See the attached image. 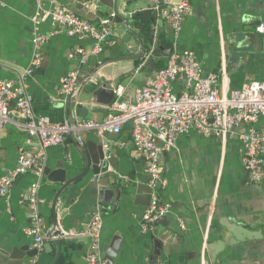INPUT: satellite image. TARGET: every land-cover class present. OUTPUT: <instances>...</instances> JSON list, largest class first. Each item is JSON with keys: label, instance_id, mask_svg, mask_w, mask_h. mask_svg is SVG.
Wrapping results in <instances>:
<instances>
[{"label": "crops", "instance_id": "0c3cea01", "mask_svg": "<svg viewBox=\"0 0 264 264\" xmlns=\"http://www.w3.org/2000/svg\"><path fill=\"white\" fill-rule=\"evenodd\" d=\"M188 1L190 9L175 35L162 17L148 20L151 29L154 25L158 29V49L149 54L151 36L145 33L142 19L148 16L145 10L154 19L150 7L161 0H0V80L19 83L33 58L34 36L47 34L41 64L26 74V82L35 112L53 122L71 118L100 121L115 99L114 94L110 103H104L109 94H93L102 84H109L113 92L121 86V100L133 102L136 89L165 65L174 44L194 53L203 75L217 74L220 91L227 93L250 80L264 82V34L256 31V25L264 22V0ZM41 8H68L96 25L104 17L112 20L103 51L90 54L80 66L81 88L72 109L70 97L64 101L59 92V82L78 65L79 56L70 59L68 54L77 47L90 50L93 40L69 36L50 19L34 23L32 18ZM142 48L143 55L137 57ZM80 134L86 141L103 145L106 159L99 174L89 170L61 193L53 207L62 186L52 179L53 172L63 167L67 180L84 170L86 158L72 133L61 144L47 148L42 174L32 168L17 177L8 198L0 195V259L12 247L27 246L31 252L38 251L34 261L48 264L56 250L50 239L54 213L61 231L85 230L100 205L97 252L106 264H264V180L259 184L249 181L241 160L243 148L235 136L221 139L191 131L178 135L174 145L162 152L166 184L159 196L170 207L154 229L147 231L141 227L148 204L146 192L137 198L129 195L135 192L132 183L148 186L144 162L134 156L130 125L102 137L93 131ZM26 137L13 122L0 130V176L17 164L20 148L31 153L39 150L27 144ZM36 182L35 210L44 236L40 248L27 233L33 224L32 209L21 200ZM155 239L161 244L156 258L152 256ZM90 245L89 236L63 238L57 264H76L73 257L78 264H88Z\"/></svg>", "mask_w": 264, "mask_h": 264}, {"label": "built area", "instance_id": "2783aa9c", "mask_svg": "<svg viewBox=\"0 0 264 264\" xmlns=\"http://www.w3.org/2000/svg\"><path fill=\"white\" fill-rule=\"evenodd\" d=\"M41 5H39V8ZM154 19L162 17L173 35L181 29L184 16L190 9L188 0H161L152 7ZM50 19L64 27L69 36L79 39L88 37L93 40L90 50L75 48L68 58L79 56L76 68L66 73L59 82V92L67 101L79 88L81 64L90 54L103 51L110 36L112 20L104 17L99 25L79 17L68 8L53 10L39 9L33 16L34 23ZM155 22V21H154ZM256 31L264 34V22L256 25ZM151 42L148 53L153 54L158 48V29L152 26ZM48 41L47 34H36L33 38L35 51L30 67L21 76L19 83L0 80V130L5 124L13 122L26 133L27 144L39 148L36 153L19 149L17 164L0 176V195L8 198L9 188L17 177L32 168L42 174L44 151L61 144L73 129L93 131L98 136L118 134L126 123L130 125V137L134 156L144 162V173L148 186L152 190L151 200L142 214L141 227L152 231L169 211V203L162 202L159 190L166 184L162 174L160 155L172 147L180 134L195 131L205 137L225 139L235 136L243 148L242 164L251 183L259 184L264 180V82L250 80L240 88L227 93L216 88L217 74L203 75L201 62L189 50L179 49L175 44L168 52L164 66L156 69L144 84L135 92V100H121L123 89H114L115 99L109 106L110 112L100 121L69 120L53 122L48 116L35 112L32 95L28 91L26 74L39 67L42 60V48ZM106 159V157H105ZM104 159V160H105ZM38 183H31L23 194L22 201L32 209L33 224L27 233L34 237V246L40 248L44 242L40 219L35 210L38 203ZM102 207L96 206L85 230L69 229L62 231V236H89L91 239L88 264H106L97 252V241L101 230ZM159 264V263H158Z\"/></svg>", "mask_w": 264, "mask_h": 264}, {"label": "water", "instance_id": "95a60500", "mask_svg": "<svg viewBox=\"0 0 264 264\" xmlns=\"http://www.w3.org/2000/svg\"><path fill=\"white\" fill-rule=\"evenodd\" d=\"M174 1H179V0H174ZM145 15H150V11L149 10H145ZM119 17H121L119 15ZM122 18V17H121ZM126 24L128 25V21L125 20ZM132 31V30H131ZM132 33L134 34V31H132ZM145 51V48L141 49V52L139 53V55L137 57H141L143 55ZM81 85L79 86L78 90L70 97V107L72 109V107L74 106L75 100H76V96L78 94V92L80 91ZM109 94V98L103 100L104 103H110L113 99L114 96V92L112 87L109 84H102L99 87H97L94 91L93 94L96 96H101V94ZM69 122L71 124H74V119L71 118L69 120ZM71 133L74 135V137L76 138V140L79 142L84 154H85V158H86V166L84 168V170L65 180L66 177V172L64 170L63 167L57 168L53 174H52V179L54 181H59L62 182V186L57 190L55 197L53 199V207L56 206L57 200L59 198V196L61 195V193L67 188L69 187L72 183H74L75 181L83 178L88 172L89 170H92L95 174H99L100 170H101V162L103 163L105 160V151L103 148V145L101 143H97L95 141H86L82 138L81 134L79 131L73 129L71 131ZM46 174H49L50 171L48 169L45 170ZM131 187L133 189H135L134 193L129 194L131 197L137 198L138 196L142 195L143 193H145L147 195V202L149 204L150 200H151V194H152V190L150 187L143 185V184H135L132 183ZM141 187H143V189H141ZM146 189V190H145ZM118 198H120L121 194H122V188L118 189ZM108 194V192H105ZM147 204V205H148ZM55 210V208H54ZM53 232H51L52 237L50 238L51 241H53L56 245V250H55V254L52 258V260L48 263V264H57L59 261V257H60V242L62 241V239L64 238L62 236V231L58 228V224L56 223L55 220V213H54V227H53ZM160 247L161 244L158 240H154V249H153V257L156 258L157 256L160 255ZM105 252L109 255V256H113V254L108 251V249H106L105 247ZM6 256L2 257L0 259V264H39L37 259L36 261H34V258L37 257V253L38 251L36 250L35 252H31L29 250V248L27 246L24 247H12L10 251L6 252ZM72 260L77 263V259L76 258H72ZM154 260L153 258L151 259V261ZM62 264V263H60ZM64 264H67V262H65ZM84 264V263H83Z\"/></svg>", "mask_w": 264, "mask_h": 264}, {"label": "trees", "instance_id": "16d2710c", "mask_svg": "<svg viewBox=\"0 0 264 264\" xmlns=\"http://www.w3.org/2000/svg\"><path fill=\"white\" fill-rule=\"evenodd\" d=\"M135 17H137V16H135ZM148 20H153V17H152V15H149V16H147V17H145L144 19H142V22L144 23L143 25V29H144V31H145V33L146 34H149L150 35V33H151V28H150V26L148 25Z\"/></svg>", "mask_w": 264, "mask_h": 264}]
</instances>
